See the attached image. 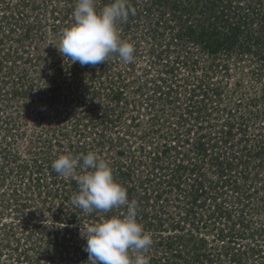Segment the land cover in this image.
Segmentation results:
<instances>
[{"label": "rangeland", "instance_id": "1", "mask_svg": "<svg viewBox=\"0 0 264 264\" xmlns=\"http://www.w3.org/2000/svg\"><path fill=\"white\" fill-rule=\"evenodd\" d=\"M76 1L0 0V264L17 257L51 264L54 248L58 264L79 263L75 246L67 243L61 255L44 240L50 229H69L68 242L84 248L80 232L105 214L92 220L74 206L72 187L57 194L69 178L51 181L59 155L88 151L113 172L122 166L117 181L125 174L139 184L132 199H140L137 219L152 234L150 264H264V47L252 42L264 28L248 8L261 2V11L264 0L215 1L224 13L217 30L237 26L232 51L216 53L177 36L185 19L173 12L176 0H127L134 12L117 26L135 47L134 62L114 54L95 66L71 64L56 49ZM184 1L195 5L188 22L205 25L211 0ZM105 4L95 0L97 10ZM100 107L109 110L103 124L94 120ZM31 156L42 162L38 169ZM34 178L47 186L41 196ZM199 183L204 194L195 204ZM190 205L196 214L184 218Z\"/></svg>", "mask_w": 264, "mask_h": 264}, {"label": "clouds", "instance_id": "2", "mask_svg": "<svg viewBox=\"0 0 264 264\" xmlns=\"http://www.w3.org/2000/svg\"><path fill=\"white\" fill-rule=\"evenodd\" d=\"M131 11L127 0H111L100 10L95 0H77L73 22L62 30L55 47L71 64L81 66L105 63L114 54L125 63L134 62L135 47L120 36L117 26ZM52 168L62 177L76 180L78 191L71 202L83 212L109 213L126 208L123 215L102 216L80 232L92 264H150L146 253L153 245L152 234L138 221L137 201H129L126 188L114 178L108 161L95 151L79 156L62 154L52 162Z\"/></svg>", "mask_w": 264, "mask_h": 264}, {"label": "trees", "instance_id": "3", "mask_svg": "<svg viewBox=\"0 0 264 264\" xmlns=\"http://www.w3.org/2000/svg\"><path fill=\"white\" fill-rule=\"evenodd\" d=\"M101 1L103 3H110L111 2V0H101ZM215 1L216 2H223V3L225 2L224 4H225V6L228 5L227 7H230L231 2H232V0H211L210 3H209V1H206V5L203 6V8L205 10L204 11V17L205 18L203 16H201V17L204 18V21L206 23H205V25H204V22H203V23H201V26H194V25H192L191 23L188 22L189 21L188 19H189V17H191L193 11L195 10V5H193V3H191L190 1H184V0H181L180 1V0H176V2H174V4L171 6L173 8V12L176 13V15L178 16V18H184L185 19L183 21V25L181 24V26H178V28H177V30L179 31V33L177 34V36L180 37V35H183L184 34L186 36L185 38H188L194 44L202 45L203 50H205L206 52L216 53L217 51H221V50H226V52H231L234 43L236 42V44H237V40H236L237 26L235 25V23L234 24H226L227 29L225 31L224 30H221V32H220V31L217 30V28H216V22H214V21L216 19H218L219 21L221 20V22H222V19H224L223 18L224 17V13L222 12L223 11V7H222V11L221 12L216 10V7L214 5V4H216ZM129 2H133V1L132 0H129ZM157 2H160V3L165 4V2L163 0H153V4L154 5ZM74 3H75V1H74ZM166 4H168L167 1H166ZM148 5H147V7H148ZM259 5H261V2H259L256 6H252V5L248 4V8L250 10L251 7H253L252 9L255 11L254 12L255 13V16L258 18V22L261 24L260 26H261V28L263 30V28H264V7L260 11ZM129 6L132 9V5H129ZM146 10H148V9L146 8ZM133 12H134V10H132L129 13V15L132 16V13ZM213 14H215V16ZM158 25H162L161 22H159ZM222 25H224V24L222 23ZM252 42H253L254 46L256 45L258 47H264V33L261 32L259 34V36L256 37V38H254V40ZM238 47L239 48H244L242 45L239 46V44H238ZM103 65H104V63H103ZM167 90L169 91L171 89L169 87H167ZM116 92H117V90H116ZM114 96L117 97L116 94H114ZM108 111L106 109L105 110L104 109L102 110L101 107H100V110H98L94 114V118H95L94 120H95V122H97V124H103V123L109 121L110 120L109 119L110 117L108 115ZM74 122H76V120ZM78 126L81 127L82 125L80 126V123L76 124L75 131H77V132H78V130H77V127ZM78 134L80 135V133H78ZM83 141H80L79 140L78 141L79 145H84V142ZM95 142L97 144L98 143L100 144V142L98 140H95ZM70 143L71 144H69V145L72 146V148H74V145H75V147H77L76 145H78L77 141L76 142H72L71 141ZM11 144H12V142H10V141L6 143V145L4 147L5 152L8 149V153H10L9 151H10V148H11L10 147ZM85 145H87V144H85ZM93 145H94V143H93ZM168 147H171V146H168ZM8 158L9 159H16V155L15 156H10ZM50 159L52 160L53 158H50ZM31 162L36 164V166H35L36 169H38L40 167L38 165H41V163H42V162L37 161V159L35 157H32ZM51 169H52L53 173H55V174L52 175V177L54 176L51 179L52 183L53 184H56L57 182L60 183V180H58V177H57L58 173L53 168H51ZM116 170L117 171H114V172L112 171L113 172V175L114 174H119V173L121 174L122 166L118 165V167L116 168ZM23 174L24 173H22V175ZM33 175H35V174H33ZM128 177L129 176L123 174L122 176H120L118 178V180H119L118 182L121 183L126 188L127 194H128V199H129V201H131V200H133L132 199L133 198V194L134 193L136 194V193L139 192V184L138 185L135 184L134 186H132L131 183H129L130 181H129V178ZM59 179H61V178H59ZM31 183H33L34 186L37 188L38 194L40 196H41V189H45V187H47V186L44 185V181L41 180L40 178H34V179H32V182ZM62 184H63V186L60 189L58 188L57 190H55V192L57 194H59L61 190H62V192H64L63 189H66L67 190L68 188H66V187H72V189L74 188V192L78 191V185H77V182H76V180L74 178H69L68 180H63V183ZM200 184L201 183L198 184L199 185L198 186L199 187L198 190L192 191L193 194L190 195V196H193L192 202H194V203L197 202L198 201V198L201 195L204 194V192H203L204 190H202V186H200ZM141 186H142V184H141ZM32 187L33 186H29L28 189H32ZM46 192L49 193L48 189L46 190ZM19 197H20V195H19ZM15 199H16L15 201H18L17 195H16V198ZM23 201L27 202L25 199ZM136 201H137V203H139L140 199L139 200H136ZM20 209L23 210L24 207H20ZM124 209H125V207L113 209L111 212L105 213L104 216L113 215V214L120 215L119 213L121 211L124 212L125 211ZM195 209H196L195 206H191V205L190 206H187L186 212H188L187 213L188 215H184V218H188L189 215H191L193 217V215L196 214L195 213ZM97 213H98V211H95L94 210L92 213H88V215L93 220V219H96ZM72 218H74V217H72ZM39 225H41V224H33V226H35L36 228H38ZM51 228H53V226H51ZM65 232L71 234V232H70L69 229H66L64 232H61V229L60 228H56L55 230L54 229H50L46 233L48 235V238L45 239L44 241H46L47 244L54 243L55 246H57L58 252L61 253V255H62V253L64 254L65 249H67V246H66V245H68L67 243H70V245H73V247L75 246L74 248H76V251H77L76 254L77 255H76L75 258L79 261L78 264H91L90 261H88V254L84 251V248H79V246H81V244L78 243V242H76V241L74 242L72 239H71V242H68L70 238H69V236H66V234H64ZM42 236H43V234H40V237L38 238L37 243L41 244V241L43 239ZM193 236L194 235L191 233L190 236H189V238L186 239V242L189 241V240L192 241V239L190 237H193ZM196 236L198 237V239H201L202 238V237H200L198 235H196ZM196 236H195V240L197 239ZM25 237L27 239H30L32 237V235L31 236L28 235V236H25ZM178 239H180V238H178ZM183 251L184 250H181L182 254H183ZM51 253L52 254L50 255V257L52 259V263L53 264H58V261L55 262L56 261V259H55L56 256L55 255H57L56 254L57 253V250L54 248V250H51ZM175 256H177L179 258H182V259L185 257V255H184V257L181 256V254L178 253V250H175ZM24 257L27 258L26 255H24ZM59 258H61L60 255H59ZM41 259L42 258L37 257L34 260L35 261V264H39L40 261H41ZM19 262H21L20 257H17L14 260V264H18Z\"/></svg>", "mask_w": 264, "mask_h": 264}]
</instances>
